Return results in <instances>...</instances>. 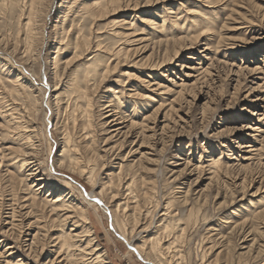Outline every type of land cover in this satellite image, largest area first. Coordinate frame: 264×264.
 I'll return each mask as SVG.
<instances>
[{
  "label": "rangeland",
  "instance_id": "374dc122",
  "mask_svg": "<svg viewBox=\"0 0 264 264\" xmlns=\"http://www.w3.org/2000/svg\"><path fill=\"white\" fill-rule=\"evenodd\" d=\"M94 1L0 0V264H146L119 238L110 211L124 218L128 232L134 230L133 244L158 236L165 264H264V0H119V9L90 15L84 9ZM134 30L136 36L127 39L114 35ZM84 40L90 48L78 56L75 45L86 49ZM124 47L127 57L116 55ZM56 60L67 63L63 75L54 73ZM92 64L111 72L89 85L94 87L89 124L64 85L74 76L82 79ZM43 75L58 84L50 96ZM63 89L59 101L55 97ZM114 94L124 102L126 116L135 121L153 116L147 125L156 128L154 137L141 145L140 135L124 138L122 129L119 135L111 132L107 144L100 141L106 136L102 109L116 101ZM147 96L153 100H143ZM245 145L249 149L240 147ZM22 146L36 149L27 157L37 164L35 174L52 184L40 188L43 182L30 176L27 184H35L38 202L51 192L46 200L70 193V201L87 210L90 224L66 223L67 232L81 236L79 252L71 250L68 260L56 249L61 228L51 222L50 209L29 215L23 204L31 197L20 183L27 172L15 170L11 155L18 148L26 151ZM76 159L80 170L94 167L96 194L108 188L99 198L108 206L106 214L101 204L84 198L92 189L86 174L70 172ZM213 159L220 169L209 167ZM132 180L141 182L135 190L128 187ZM239 205L245 210L226 219ZM11 210L21 228L10 225ZM42 211L38 225L33 216ZM246 212L259 213L234 230ZM164 225L169 231L161 230ZM85 228L100 249V263L82 247ZM36 232L41 236L29 246Z\"/></svg>",
  "mask_w": 264,
  "mask_h": 264
},
{
  "label": "bare ground",
  "instance_id": "6f19581e",
  "mask_svg": "<svg viewBox=\"0 0 264 264\" xmlns=\"http://www.w3.org/2000/svg\"><path fill=\"white\" fill-rule=\"evenodd\" d=\"M39 4H40V2L42 1V0H36ZM101 0H97V1H94L93 3H91L92 5L90 6L91 8H89V7H86L84 10L85 11H87L90 15H98V14H100L101 12H103V11H105V9H107V7H114V8H116V7H118V9H119V2H121V1H119V0H104L103 2H100ZM104 5H106L105 7H104ZM89 9V10H88ZM117 9V8H116ZM36 12V10L34 11V12H32V13H29V24L27 25V28L29 29V28H31V26H33L32 25V23H33V21H34V16L35 17H37L34 13ZM86 12V13H87ZM35 23V22H34ZM125 24V23H124ZM46 25V24H45ZM119 25H123V24H119ZM117 26V25H116ZM130 27L132 26V24L131 25H129ZM44 29V28H43ZM137 30H134L131 34H126V33H122V32H119V31H116V32H114L115 34V37L116 36H120V37H122V38H124V39H127V38H130L131 36H136L135 35V32H136ZM206 31H208V34H210L209 33V28H207L206 29ZM63 32H65V31H63ZM44 30H43V38H44ZM59 33V32H58ZM65 34V33H64ZM130 36V37H129ZM83 38H81V40H82ZM62 40H63V38H62ZM83 41V40H82ZM85 41V40H84ZM86 42V41H85ZM79 43V42H78ZM163 43V42H162ZM82 44H84V43H82ZM76 46V49L78 50V56H81L82 54H85V53H87L88 52V50H89V46H87V42H86V45H85V48L86 49H84V50H82V49H80V46L77 44V45H75ZM78 46V47H77ZM91 46V45H90ZM97 48H99V45L97 46ZM97 50V49H96ZM98 51V50H97ZM127 52H128V50H127V48L126 47H124V48H121V49H119L118 51H117V53H116V55H120V56H124L125 58L127 57L126 55H127ZM174 55V54H173ZM171 60V59H170ZM169 61V60H168ZM5 65V64H4ZM6 66V65H5ZM4 66V67H5ZM8 66L9 65H7V69H9V71H7V73L10 75V68H8ZM64 66H67V63L66 62H62V63H60V60H56L55 61V63H54V70H56V72H54V73H56V75L58 74V72H57V70L58 71H61V75H63V73H64ZM106 66H107V64H106ZM100 66H95V65H93L92 64V66L90 67V68H88V70L86 71V76H84V77H82V79H79V78H77V77H73L72 79H70L69 80V82H65V87H71V93L72 94H74V97H75V100H76V104H75V106L77 107V112L79 111V113H81L83 116H87V121L86 122H88L89 124L91 123L90 121H91V107H92V103H93V101H92V98H91V94H90V90H93L94 89V87H93V89H90V87L91 86H89L90 85V83H94V82H96L101 76L103 77V76H105V75H107L109 72H111L110 71V68L109 67H106V68H104V70L102 71V70H100V68H99ZM155 67V66H154ZM6 68V67H5ZM157 68V67H156ZM6 69V70H7ZM59 75V74H58ZM57 75V76H58ZM61 75H60V77H61ZM44 76V75H43ZM17 80L18 79V76H15L14 77V80ZM43 80H44V86H45V88H46V90L48 89V95L50 94V93H52V92H56V91H58V87H57V85L58 84H50V83H48L47 82V80H46V76H44V78H43ZM45 81H46V83H45ZM54 83V82H53ZM56 83H57V81H56ZM92 86H94L93 84H92ZM92 88V87H91ZM65 89V88H64ZM64 89L63 90H61V91H64ZM67 89V88H66ZM66 91V90H65ZM65 91L64 92H60V94H58L55 98L56 99H58L59 101L61 100L60 98L62 97V93L65 95ZM50 96V95H49ZM73 97V96H72ZM114 100H116L115 102L113 101V102H111V103H105V106L103 107V106H101V107H103V109H102V111H104V117H103V120H104V122L102 123V124H100V125H102V127H104V129H103V132H105V134H106V136L105 137H103L100 141L105 145V144H107V142H109V141H111V138L113 137V135H111L112 133L111 132H113L114 134L116 133V135H119L120 133H121V131H122V129H126V131L125 132H122V135L124 136V138H125V136H128L129 134H131V133H136V134H138V136L140 135V137L142 138L141 139V145L143 144V143H145L144 141L145 140H148L150 137H154L155 136V129L156 128H152V127H149V125H147V121L150 119L151 120V118L153 117H151V116H144V118L143 119H141L140 121H135L134 120V118L135 117H130V116H126V112L124 113V110H123V107H125L124 106V102H121V100H119V95L118 96H116L115 94H114ZM54 98V99H55ZM131 98L132 97H129V99L131 100ZM145 99H143V100H146V99H149V100H153L150 96H147V98L146 97H144ZM102 99V98H101ZM48 100V99H47ZM47 100H45V103H43V105L45 104V106H46V108H48V110L50 111V105H49V103L47 102ZM99 100H100V98H99ZM74 101V100H73ZM133 101V100H132ZM99 103V102H98ZM148 106V105H147ZM160 106V105H159ZM61 107V106H60ZM162 107V106H161ZM110 108V109H109ZM159 108V107H158ZM125 109V108H124ZM162 109V108H161ZM160 109V110H161ZM159 110V111H160ZM100 112V111H99ZM156 115H157V113H156ZM254 115V114H253ZM257 115V114H256ZM46 116V115H45ZM81 116V115H80ZM102 116V115H101ZM154 116H155V114H154ZM44 117V116H43ZM127 118H129L128 120H127ZM47 122V121H46ZM49 122V121H48ZM74 122V121H73ZM124 122V123H123ZM125 122L127 123L126 125H123L122 127L121 126H119V127H115V126H118V125H120V124H125ZM50 123H51V121H50ZM34 125V124H33ZM47 125H48V123H47ZM56 125V124H55ZM85 124L83 123V126H84ZM90 126V125H89ZM76 127V126H75ZM101 127V126H100ZM110 127H114V128H112L113 129V131H110L109 130V128ZM121 127V128H120ZM160 127V126H159ZM116 129V130H115ZM135 129H137L136 131H134ZM162 129V128H161ZM75 130V129H74ZM65 131V133L63 134L64 136L62 137L63 139H65L66 140V142L68 143L69 142V140H67V137H68V132L66 131V130H63V132ZM148 132H150V135H148V136H146V133H148ZM162 132H164L163 130H162ZM110 135V136H109ZM115 135V136H116ZM85 136H87V133L85 134ZM117 137V136H116ZM131 137V136H130ZM165 138V137H164ZM85 139V138H84ZM64 140V141H65ZM159 140V139H158ZM132 143V142H131ZM162 143H163V141H162ZM26 145H27V143H25ZM134 144V143H133ZM120 145V144H119ZM140 145V146H141ZM145 145V144H144ZM18 146V145H17ZM116 146V145H115ZM21 147V146H20ZM22 147H24V146H22ZM27 149H26V148ZM24 148L26 149V151H23V153H22V150H24L23 148H18V150H16V151H14L11 155H12V157H13V159L15 160L14 161V163L15 164H13V166H14V168H16L15 170H17V172H21V170L22 171H24V172H27V175H24V172H23V174H21V175H24L25 177H24V179H20V183H22L23 184V182H24V184H23V188L25 189V190H27L28 192H30V194H31V197L29 198V199H24V203L23 204H26V205H24V206H27L26 208H28V213H29V215L31 214V213H33L32 215H34V210L35 209H37V208H40V210L42 209L43 211H46V209L47 210H49V212H48V214L50 213V214H54V219H52V223L54 224V225H57V227H60L61 228V230H60V234H59V236H57L56 237V239H57V241H58V245H57V247H56V249H58V250H60V251H63V252H65L66 254H67V260H68V253L71 251V250H75V251H78L79 252V246H81L80 244L81 243H79L78 241V237H81V236H79V233H78V231H77V233H78V235L77 234H74L73 235V233H71V231H66V223L67 222H70V221H73V227H78L77 225L79 224L78 223V219L79 220H81L83 223H85V224H90V222L91 221H89V218H88V213H87V210L81 205V206H79V204L77 205V204H75L74 203V200H71L70 201V199H71V197H72V195L70 196V193L69 194H65V195H63V193H59V195L55 198V199H52V198H50V199H48V200H46L48 197H52V195L54 194L53 192H51V194L50 195H48V197L46 198L45 197V199H43V200H41V202L44 204L43 205V207L41 206V205H39L41 202H38L37 201V190H32V188H33V186L35 185V184H33L32 186H28V184H27V181L29 180V178H30V176H38V178H37V181H39V182H43L42 183V185L40 186V188L41 187H43V188H45V187H47V186H49L50 184H49V182L47 183L46 182V180L43 178V176H41V175H36L35 173L37 172V170H38V167L37 168H35L36 166H37V164L35 163V162H33V161H31V159L30 158H28L27 156H29L30 157V155L31 156H35L36 155V153H37V151H36V149H34V148H32L31 146V148L32 149H30V147H28V146H25ZM88 147V146H87ZM93 147V146H92ZM240 147H242V148H248L249 149V146L248 145H245V146H240ZM89 148V147H88ZM87 149V148H86ZM114 149H115V147L114 146H112L111 147V149H109V150H107V151H110V153L112 152V151H114ZM117 150V149H116ZM50 152V151H49ZM105 153V152H104ZM108 153V152H107ZM49 154V153H48ZM106 154V153H105ZM109 154V153H108ZM4 156V155H3ZM6 157V156H5ZM48 157V156H47ZM93 157V156H92ZM2 158V157H1ZM75 158V157H74ZM99 158H100V156H99ZM2 159H4V158H2ZM103 159V158H102ZM248 159V158H247ZM1 160V159H0ZM71 160V159H70ZM92 160V159H91ZM95 160H97L96 158H95ZM245 160V159H244ZM68 161V160H67ZM69 162V161H68ZM86 162V161H85ZM70 163V162H69ZM69 163H68V165H69ZM88 164L89 163H91V161H89V162H87ZM32 164H34V165H32ZM60 164H62V163H60ZM67 164V163H66ZM210 164V165H209ZM208 165H209V167L211 166V169H214V170H216V169H220L219 168V160H211V163H209ZM222 164H225V163H222ZM221 164V165H222ZM57 165H59V164H57ZM74 166L72 167V171H70V172H73V171H78L80 174L81 173H84V174H86V179H87V182L90 184L89 186L91 187V191L87 194L86 193V196L84 197L85 199H86V201L88 202V203H90V204H92L94 201H96L97 203H99V204H101L100 205V208L102 209V211L106 214L107 213V205H105L104 203L102 204V201L100 200L101 198H105V197H103L104 195H106V193H107V190H108V188L106 189V188H102L101 190H99V192H97V194H96V192H95V190H96V188H95V186H96V179H95V174L93 173L94 172V167H88L89 169H87V166H86V168H81V166H80V168H81V170L79 169V167H78V165H79V161H78V159H76L75 160V162H74V164H73ZM85 165H87V164H85ZM122 165V164H121ZM227 165V164H226ZM32 166V167H31ZM84 166V165H83ZM199 166V165H198ZM224 166V165H223ZM228 166V165H227ZM102 167V166H101ZM196 167V166H195ZM226 167V166H225ZM61 168H62V166H61ZM69 168V167H68ZM120 168V167H119ZM228 168V167H227ZM50 169V172L51 171H53V166L51 167V168H49ZM200 169H201V167H200ZM48 170V169H47ZM95 170H98V169H95ZM202 170V169H201ZM206 170V169H205ZM208 170V169H207ZM214 170H212L211 172H212V174H216V171H214ZM221 170H223V168L221 169ZM49 171V170H48ZM14 173V172H13ZM74 173V172H73ZM217 173H219V171L217 172ZM14 174H16V173H14ZM14 174H10L9 176V178H10V181L11 180H16V179H18V177H19V174L18 175H14ZM26 174V173H25ZM56 174V173H55ZM211 174V175H212ZM211 175H210V179H212L213 178V176L211 177ZM220 175V174H219ZM81 176V175H80ZM20 178H21V176H20ZM109 178V177H108ZM214 178H216L215 177V175H214ZM22 180H24V181H22ZM81 180V179H80ZM137 181V180H136ZM135 181V183L133 182V180L128 184V187H129V190L130 189H133L134 188V186H135V188L133 189V190H135L137 187H136V184H138V182H140V181H138V182H136ZM220 181V180H219ZM87 183V184H88ZM99 183H101V182H99ZM109 183V182H108ZM141 183V182H140ZM144 183V182H143ZM49 184V185H48ZM119 185V184H118ZM65 186H66V184H65ZM87 186V185H86ZM98 186H100V184H98ZM111 185H109V186H107V187H109V188H111L110 187ZM52 188V184L49 186V188ZM69 187V186H68ZM88 187V186H87ZM101 188V187H100ZM119 188V187H118ZM99 189V188H98ZM128 189V188H127ZM148 189V188H147ZM56 190V189H55ZM109 190H111L109 193H112V194H114L115 192V188H111V189H109ZM49 191V190H48ZM53 191V190H52ZM137 192V191H136ZM143 194V193H142ZM99 197H98V196ZM116 196V195H115ZM142 196V195H141ZM146 196H147V198H149V196L147 195V193H145L144 194V198H146ZM24 198H25V196H23ZM101 197V198H100ZM109 197H114L113 195L111 196V195H109ZM109 197H108V199H109ZM100 198V199H99ZM185 198V197H184ZM18 201H19V199H17ZM105 200V199H104ZM93 201V202H92ZM108 201H110V200H108ZM108 201H107V203H108ZM112 201H113V198H112ZM111 201V202H112ZM187 201V200H186ZM26 202V203H25ZM150 202V201H149ZM21 203V202H20ZM180 204V203H179ZM136 206H138V204L136 203L135 204ZM168 205V204H167ZM175 205V204H174ZM23 206V207H24ZM123 206V205H122ZM136 206L134 207V209L133 210H135V208H136ZM2 207V206H1ZM121 207V206H120ZM25 208V209H26ZM49 208V209H48ZM118 208H119V206H118ZM186 208V207H185ZM241 209V210H245L243 207H242V205H239L238 207H237V210H231V211H229V213H228V217L226 218V219H234V217H236L237 216V213L239 212V209ZM112 209V208H111ZM124 209V208H123ZM264 209V208H263ZM40 210H38L37 209V211L35 210V212H40ZM63 210H65L66 212H63ZM114 210H115V208H114ZM182 210H184V209H182ZM43 211H42V213H39V214H36V216H33L34 217V219H35V221H34V223H37L38 225H39V222L40 221H42L43 219H42V214H43ZM60 211H62L63 213H62V215H59V213H56V212H60ZM110 211V210H109ZM118 211V210H117ZM116 211V212H117ZM54 212V213H53ZM235 212H237V213H235ZM260 212V211H259ZM258 212V213H259ZM19 213V212H18ZM28 213L26 214V215H28ZM110 213H111V215H112V217L113 218H111V222L112 223H114L113 225H114V227L115 228H117L116 230H118L119 232V234L120 235H118L119 236V238L121 239V240H124L127 244H128V246L130 247V249L133 251V253L134 254H136V256H138L139 257V259L140 260H142L144 263H146V264H165V261L162 259V258H160V256H161V253H162V250H161V248L160 247H162V245H160L159 243H160V239L158 238V236H155V237H151V239H149L148 240V237L145 239V240H139V239H137L138 241L136 242V243H134L133 244V242H132V240H133V233H135V232H133L134 230H130V232H128L127 231V229H126V223L124 222V218L122 217V219L115 213V211L113 212H111L110 211ZM123 213V212H122ZM131 213H133V212H131ZM181 213V212H180ZM184 213V212H183ZM257 213V214H258ZM61 214V213H60ZM125 214V213H124ZM250 214L251 213H249V212H246L245 214H243L244 216V219L243 220H241V218L240 219H238V221H237V223L236 224H234L233 226H234V230H236L235 228L237 227V228H242L243 226H245L247 223H249V222H253V221H255L254 220V218L256 217V215H255V213H254V215L255 216H251V217H249L250 216ZM261 214V213H260ZM259 214V215H260ZM25 215V214H24ZM133 215H135V212H134V214ZM181 215V214H180ZM262 215H264L263 213H262ZM258 216V215H257ZM261 216V215H260ZM18 217V216H17ZM174 217V216H173ZM14 218H16L15 217V211H13V210H11V214H10V220H11V223H10V225L12 226V227H15V228H21V224H19V226H17V225H15L14 223L16 222L15 221V219ZM19 218V217H18ZM191 218H192V216H191ZM77 219V220H76ZM148 219V218H147ZM256 219H257V217H256ZM70 220V221H69ZM76 220V221H75ZM248 220H250V221H248ZM126 221V220H125ZM189 222H190V219H189ZM56 223V224H55ZM30 224V223H29ZM153 224V223H152ZM72 225V224H71ZM134 225V224H133ZM132 225V226H133ZM162 225H163V223H162ZM30 227H31V225H29ZM72 227V228H73ZM136 227V226H135ZM135 227H132V228H135ZM232 227V226H231ZM230 227V228H231ZM14 228V229H15ZM72 228H71V230H72ZM146 228V227H145ZM145 228H143V229H145ZM34 229V228H33ZM142 229V228H141ZM142 229V230H143ZM16 230V229H15ZM45 231H46V229H44ZM78 230H79V228H78ZM83 230V229H82ZM142 230L140 231V232H142ZM161 230H163V231H169V226L168 225H164V226H162L161 227ZM73 232V231H72ZM143 232H145V231H143ZM81 233H84V235H87V238L86 239H84V245L82 246L85 250H87V251H89V253L93 256L94 255V257L91 259L92 261H95L96 263H100V259L102 258V255H101V252H100V249H99V247H98V245H96L95 243V241H94V239L92 238V236H91V232H90V229L89 228H85L84 229V231H81ZM29 234V233H28ZM35 235L33 236V238H32V241H31V243H30V245L29 246H31L32 244H34L35 243V241L38 239V238H40V236L38 237V235L39 234H37V232L36 233H34ZM41 234V233H40ZM44 235V234H43ZM128 235H130L129 236V238H128ZM157 235V234H156ZM30 236V235H29ZM31 236H32V234H31ZM52 236V235H51ZM148 236V235H147ZM153 236V235H152ZM31 239V238H30ZM44 239H46V238H44ZM75 239H77V241H75ZM215 239V238H214ZM40 240V239H39ZM41 240H42V238H41ZM51 240H52V238H51ZM4 241V240H3ZM134 241V240H133ZM37 242H40V241H37ZM93 242H95V243H93ZM51 243V242H50ZM56 243V242H55ZM170 243V242H169ZM29 244V243H28ZM136 244V245H135ZM172 244V243H171ZM45 245V244H44ZM34 246H35V244H34ZM10 247V246H9ZM8 247V248H9ZM8 248H6V249H8ZM14 248V247H13ZM30 248V247H29ZM11 249V248H10ZM83 249V250H84ZM209 249V248H208ZM83 250H81V251H83ZM84 250V251H85ZM33 251V250H32ZM176 251V250H175ZM10 253H12V252H10ZM9 254V253H8ZM7 254V255H8ZM62 254H64V253H62ZM13 255V254H12ZM52 255V254H51ZM74 255V254H73ZM72 255V256H73ZM87 255V254H86ZM89 255V254H88ZM62 256V255H61ZM64 256V255H63ZM66 256V255H65ZM69 256H70V254H69ZM104 256V255H103ZM11 259V258H10ZM7 260V259H6ZM52 260V259H51ZM50 260V261H51ZM70 261V260H69ZM84 261V260H83ZM6 262H8V261H6ZM94 262V263H95ZM10 263V262H9ZM48 263V262H47ZM105 263V262H104ZM11 264H18V262H16V263H11ZM50 264H51V262H50ZM100 264H102V263H100Z\"/></svg>",
  "mask_w": 264,
  "mask_h": 264
}]
</instances>
